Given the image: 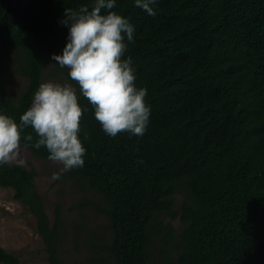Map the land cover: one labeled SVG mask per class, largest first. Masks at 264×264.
Segmentation results:
<instances>
[{"label": "trees", "instance_id": "1", "mask_svg": "<svg viewBox=\"0 0 264 264\" xmlns=\"http://www.w3.org/2000/svg\"><path fill=\"white\" fill-rule=\"evenodd\" d=\"M92 2L0 0V112L19 121L48 54L66 44L65 9ZM154 8L149 16L117 0L114 9L135 27L125 57L147 89L145 134L106 135L80 98L85 164L61 180L97 198L78 202L81 218L91 210L106 223L85 233L84 264H264V0H158ZM15 58L28 80L17 98L5 83ZM24 149L49 160L43 147ZM35 178L20 165L0 166V188L35 218L48 264H67L64 211L56 206L51 222ZM177 218L180 232L166 222ZM0 264L21 262L0 248Z\"/></svg>", "mask_w": 264, "mask_h": 264}, {"label": "clouds", "instance_id": "2", "mask_svg": "<svg viewBox=\"0 0 264 264\" xmlns=\"http://www.w3.org/2000/svg\"><path fill=\"white\" fill-rule=\"evenodd\" d=\"M158 0H133L135 7L155 16ZM117 0H93L91 8H66L60 23L68 28L66 44L51 60L68 69L75 82L44 81L38 85L30 106L20 116L0 112V166L20 155L22 147L44 148L48 159L67 172L82 168L87 149L81 138V120L91 106L102 131L115 138L120 133L143 136L151 117L147 89L136 84L133 58L125 57L134 43L135 27L129 18L115 11ZM31 128L33 135L24 134ZM61 173L53 172L52 180Z\"/></svg>", "mask_w": 264, "mask_h": 264}, {"label": "rangeland", "instance_id": "3", "mask_svg": "<svg viewBox=\"0 0 264 264\" xmlns=\"http://www.w3.org/2000/svg\"><path fill=\"white\" fill-rule=\"evenodd\" d=\"M23 6H27L30 0H19ZM48 54L45 63L43 82L52 81L68 83L62 68L54 64ZM57 54V53H56ZM5 83L13 98L27 88L28 80L20 73L19 60L14 59L5 74ZM11 165H20L36 173L35 183L39 194L44 200L45 209L51 222L54 221V210L60 205L64 211V219L67 233L60 245L61 256L67 264H84L88 256L85 233L104 226L105 219L93 213L91 210L82 212L81 218L78 202L83 198L97 200L92 193L83 192L74 182L64 180H52L51 174L60 172L62 166L50 160H41L34 157L28 150L21 148L20 155L9 162ZM181 200L178 199L176 207L180 208ZM177 232L183 225L179 218L167 219ZM74 225L82 227L81 232L74 229ZM0 248L20 259L21 264H48L44 243L36 232V220L26 207L14 199L11 189L0 188Z\"/></svg>", "mask_w": 264, "mask_h": 264}]
</instances>
